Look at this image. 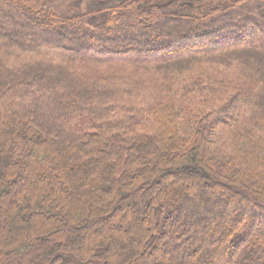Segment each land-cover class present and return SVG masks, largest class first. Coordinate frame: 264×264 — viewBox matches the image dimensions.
<instances>
[{"label":"trees","instance_id":"16d2710c","mask_svg":"<svg viewBox=\"0 0 264 264\" xmlns=\"http://www.w3.org/2000/svg\"><path fill=\"white\" fill-rule=\"evenodd\" d=\"M0 264H264V0H0Z\"/></svg>","mask_w":264,"mask_h":264},{"label":"rangeland","instance_id":"374dc122","mask_svg":"<svg viewBox=\"0 0 264 264\" xmlns=\"http://www.w3.org/2000/svg\"><path fill=\"white\" fill-rule=\"evenodd\" d=\"M195 104H201V103L199 102V100H194V102L192 103L193 110H196V108H195ZM236 110H237V108H236ZM205 111H206V112H205ZM207 111H208V110H201V113L204 112V114H207ZM185 119H186V116H184V115H182V114L177 115V122H178V124L180 125V127H181L183 133H185V132H184V123H185ZM259 220H260V219H259ZM259 220H258L257 223H259Z\"/></svg>","mask_w":264,"mask_h":264}]
</instances>
